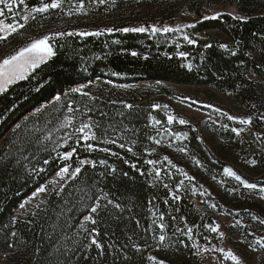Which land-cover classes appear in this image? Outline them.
Segmentation results:
<instances>
[{
  "label": "trees",
  "instance_id": "trees-1",
  "mask_svg": "<svg viewBox=\"0 0 264 264\" xmlns=\"http://www.w3.org/2000/svg\"><path fill=\"white\" fill-rule=\"evenodd\" d=\"M159 1L169 3L172 17L186 11L199 19L169 32L148 27L145 32L119 31L137 28L129 25L90 31L69 25L57 32L63 35L49 36L54 55L0 92V264H205L199 247L216 241L213 213L243 222L241 237L263 252L264 263L259 207L234 211L222 206L168 156L166 145H174L204 172L223 174L225 164L211 155L196 128L169 123L146 95L131 96L123 89L157 80L212 85L230 93L251 118L252 141L245 155L264 165V0H228L240 15L207 18L202 11L216 0H24L13 5L23 27L1 38L0 46L17 45L16 51L43 23ZM53 2L59 6L22 20L23 7ZM83 124L91 126L96 139H82L84 133L76 130ZM215 131L227 140L239 136L232 128ZM73 148L72 157L63 160ZM82 160L89 163L81 166ZM66 165L70 173L76 167L81 171L68 174L33 213L14 218L19 204ZM252 183L254 192H264V178ZM97 200L100 206L92 213ZM89 215L95 225L85 220ZM93 236L102 248L92 244Z\"/></svg>",
  "mask_w": 264,
  "mask_h": 264
},
{
  "label": "rangeland",
  "instance_id": "rangeland-1",
  "mask_svg": "<svg viewBox=\"0 0 264 264\" xmlns=\"http://www.w3.org/2000/svg\"><path fill=\"white\" fill-rule=\"evenodd\" d=\"M227 2L228 0H216L215 6L202 11V18L214 17L222 13L240 15L234 6ZM168 4L164 1L150 2L122 11L110 10L76 19L67 18L62 21L43 23L31 34V41L23 47L43 36L61 32L69 25L77 30L87 29L90 31L126 25L137 28L156 26L163 29L165 26L177 28L183 23H193L199 19L190 16L186 11H181L172 17L167 7ZM0 7L4 6L0 5ZM35 12L37 11L34 9L28 10L23 7L21 9L22 20L26 21ZM14 15V10L9 12L7 8L4 9V15L0 16V39L12 32L8 29V24H12L15 28L20 26V21ZM23 47L14 51L17 45L0 46V62ZM32 69L28 70L25 76ZM123 89L131 96L146 95L152 100L154 108L164 114L167 120L169 116H172L173 120L179 122L180 119H183L192 124L198 132L199 139L208 148L211 155L222 161L225 168H231L241 177V180L253 184V180L264 178V165L257 164V162L251 163L253 160L245 155V145L248 141H252V133L250 124H242L240 121L248 119L249 116L246 115L245 108L230 93H225L212 85L177 84L157 80L138 81L135 84L125 85ZM157 105L159 107H156ZM229 116L236 119L230 120ZM156 121L159 120L154 118L152 124L158 128L161 124ZM216 128L236 129L237 131L234 132L239 136L233 140H227L215 131ZM166 152L168 156L177 160L185 175L195 180L201 190L215 198L222 206L234 211L239 208H256L258 206L261 210L258 212L264 218V192L262 190L254 192V188H249L241 180L228 175L224 171L225 168L221 175L204 172L194 158L184 155L185 153H181L180 148L174 145L167 144ZM245 157L247 158L245 159ZM57 172L42 185L45 187L44 192L33 196L35 190L19 204L14 211V218H25L28 214L33 213L53 190L59 188L67 180L68 174L61 178ZM21 204H24L23 208L20 207ZM199 204L200 207L204 206L210 212L211 207H206L205 203L202 204L200 201ZM213 216H215V224L212 229L217 228V230H212V232L216 241L210 245L199 247V253L203 256L205 264H237V261L239 264H264L260 260L261 257L263 258V252L241 237L240 225L243 222L232 221L222 213H213ZM220 249H223L224 252L219 251ZM229 250L237 257V260L234 261L231 257L225 256L224 253Z\"/></svg>",
  "mask_w": 264,
  "mask_h": 264
},
{
  "label": "snow or ice",
  "instance_id": "snow-or-ice-1",
  "mask_svg": "<svg viewBox=\"0 0 264 264\" xmlns=\"http://www.w3.org/2000/svg\"><path fill=\"white\" fill-rule=\"evenodd\" d=\"M17 2H19L20 4H23L24 0H0V5L4 6V7H0V16L4 15V9L5 8H7V10L9 12H11L13 10V5ZM58 6H59L58 3L53 2L51 4H44L43 7L34 9V11L43 12L49 7L56 8ZM217 15H219V14H217ZM235 18L241 19V20L245 19V17H235ZM25 19H27V17H25ZM7 27L9 30H11L13 32L16 31V28L12 24H8ZM20 27H23V25H20ZM151 30H152V32H158V31L169 32V31H172V29L168 28L167 26H165L163 29L157 28L156 26H152ZM105 31L112 32L113 29L108 28V29H105ZM119 31H122V32H145V31H147V29L145 27L122 28V29H119ZM71 34L72 33H69V35H71ZM93 34L98 35L99 33H87V32L80 33V35H82V36L93 35ZM56 35H63V33H57ZM49 39H50V37L46 35V36H43L41 39L34 40L30 44H28L26 47L19 49V51H17L15 54L8 56L2 62H0V92L4 91L7 85L14 83L16 80L24 79L25 73L28 70L37 67L39 63L43 62L48 57L55 54L52 47L48 43ZM185 39H187V37H185ZM189 43H195V41L189 40ZM221 47L227 48V45H221ZM132 55H136V53L133 52ZM179 55L184 56L185 53L181 52V53H179ZM73 91L74 92H82V89L76 88V89H73ZM128 107H131V105H128ZM156 107H159V106L157 105ZM69 111H72L71 107L69 108ZM228 118L230 120L236 119L235 117H232V116H229ZM173 119L174 118L172 116H169L168 122L171 123L173 121ZM240 122L242 124L251 123V118H248L246 120H241ZM156 123H159V121H156ZM179 123L184 124V123H187V121L180 119ZM90 127L91 126L89 124H83V125H81L80 128H78L76 130L78 132L84 133V135L82 136V139L85 141H88L90 139H92V140L96 139L95 134L90 133ZM85 129H89V131L86 132ZM233 131H237V130L233 129ZM77 142H79V140ZM112 142L115 143V141H112ZM65 143H67V140L65 141ZM157 143H159V141H157ZM86 147L91 149L93 147V145L89 143L86 145ZM120 147H124V145H120ZM103 150L108 151V149H103ZM128 150L131 151L132 149L129 148ZM75 151H76L75 148H73L71 151H65L61 158L65 161H67L70 157H72V155ZM181 151H182V149H181ZM165 159H167V157H165ZM45 163H48V161H45ZM86 163H89V162L83 161V160L80 161L81 166H83ZM101 163H104V162L101 161ZM148 163H154V162L148 161ZM251 163L254 164L255 161H252ZM92 166L95 167L94 162H92ZM133 167H135V165H133ZM41 171H43V169H41ZM80 171H81V167H76L75 170L71 171V173H70L69 172V166L66 165V166L62 167L59 170V172H57V175L60 176L61 178H63L66 174H70L72 177H75ZM113 171H115V169H113ZM224 171L228 175L234 176L237 180H241V177L238 176L231 168H225ZM158 174L159 173L157 172V175ZM241 182L244 183L249 188H255L256 187L255 184H249L246 180H241ZM44 191H45V187L41 186L40 188H38L36 190V192L33 193V196H36L37 193H41ZM25 203H27V201H25ZM109 203H112V202L109 201ZM99 206H100L99 200H97L96 205L91 208V212L96 213ZM20 207L23 208L24 204H21ZM115 207L119 208L120 205L116 204ZM85 220L90 221L93 225H95V223H96V221L93 219L92 215L86 216ZM261 223H264V221H261ZM160 227L163 228L164 225L161 224ZM212 230L216 231L217 228H213ZM96 231L97 230L95 228L92 229V232H96ZM188 232L190 233L191 229H188ZM221 235H223V234L221 233ZM159 239L161 242H163L165 240V237L163 235H161L159 237ZM258 242L264 244V238H260L258 240ZM92 244L95 245L97 248H102V245L100 243H98L95 236L92 237ZM219 251L224 252L223 249H220ZM224 254L226 257H231V259L234 261L237 260V257L230 250L225 252ZM149 259L155 260L156 258L155 257H149ZM161 264H163V262H161ZM237 264H239V261H237Z\"/></svg>",
  "mask_w": 264,
  "mask_h": 264
}]
</instances>
